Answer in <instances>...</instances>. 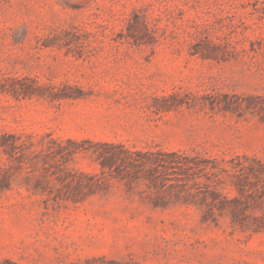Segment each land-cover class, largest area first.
<instances>
[{"label": "rangeland", "instance_id": "374dc122", "mask_svg": "<svg viewBox=\"0 0 264 264\" xmlns=\"http://www.w3.org/2000/svg\"><path fill=\"white\" fill-rule=\"evenodd\" d=\"M0 264H264V0H0Z\"/></svg>", "mask_w": 264, "mask_h": 264}]
</instances>
